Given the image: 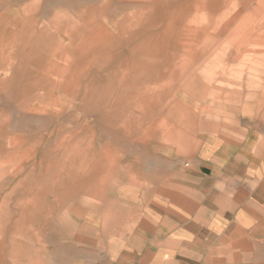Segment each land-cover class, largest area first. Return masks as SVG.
Masks as SVG:
<instances>
[{
    "label": "rangeland",
    "instance_id": "374dc122",
    "mask_svg": "<svg viewBox=\"0 0 264 264\" xmlns=\"http://www.w3.org/2000/svg\"><path fill=\"white\" fill-rule=\"evenodd\" d=\"M217 131L264 156V0H0V264L114 256Z\"/></svg>",
    "mask_w": 264,
    "mask_h": 264
},
{
    "label": "crops",
    "instance_id": "0c3cea01",
    "mask_svg": "<svg viewBox=\"0 0 264 264\" xmlns=\"http://www.w3.org/2000/svg\"><path fill=\"white\" fill-rule=\"evenodd\" d=\"M218 132L188 162L159 170L142 226L94 264H264V156Z\"/></svg>",
    "mask_w": 264,
    "mask_h": 264
}]
</instances>
